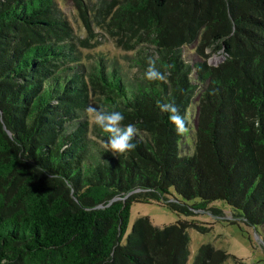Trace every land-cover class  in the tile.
Segmentation results:
<instances>
[{"label": "trees", "instance_id": "16d2710c", "mask_svg": "<svg viewBox=\"0 0 264 264\" xmlns=\"http://www.w3.org/2000/svg\"><path fill=\"white\" fill-rule=\"evenodd\" d=\"M62 3L0 0V264H187L189 229L211 225L141 216L126 235L137 201L223 200L231 222L264 225V0H74V19ZM97 28L134 51L136 77ZM149 57L166 82L146 79ZM157 101L188 125L196 104L192 154ZM89 105L122 112L137 147L105 151ZM229 256L202 243L194 264Z\"/></svg>", "mask_w": 264, "mask_h": 264}, {"label": "rangeland", "instance_id": "374dc122", "mask_svg": "<svg viewBox=\"0 0 264 264\" xmlns=\"http://www.w3.org/2000/svg\"><path fill=\"white\" fill-rule=\"evenodd\" d=\"M64 10L72 19L76 17V8L74 0H62ZM78 18V17H77ZM98 38L101 43V49L106 52L112 61L113 58L117 61L123 71L130 77H136L139 68L135 64L134 51H123L115 45L114 40L110 35L101 29H96ZM92 52H96L92 50ZM188 60L194 59V53L186 52ZM224 59V55L211 56L210 63L215 65ZM195 103L189 108V132L184 135L182 141V153L192 154L194 152L196 131L194 126V117L196 116ZM174 196L178 200H183L173 189ZM117 197L115 199H119ZM189 206H194L201 201L200 198L191 200H183ZM218 211L216 215L212 211ZM193 214L178 213L170 208L168 204L158 202H134L131 206L130 220L127 227L126 235L131 231L135 220L141 216H148L154 224L164 226L171 223H176L180 219L203 221L211 225L209 232H200L194 228L189 229L190 234V255L187 264H194V256L202 243H212L216 248H224L229 253V258L223 264H264V225L257 227L247 225L241 219L238 222H231L233 218V209L223 200H215L205 207H200ZM126 235L123 242L126 240Z\"/></svg>", "mask_w": 264, "mask_h": 264}, {"label": "clouds", "instance_id": "9594fccd", "mask_svg": "<svg viewBox=\"0 0 264 264\" xmlns=\"http://www.w3.org/2000/svg\"><path fill=\"white\" fill-rule=\"evenodd\" d=\"M148 63L149 67L145 73L146 79L149 81L166 82L167 76L170 73L160 71L156 66V60L152 57H149ZM170 67L165 66L166 69ZM157 106L162 112L169 114V119L174 124L177 135L184 136L189 132L188 122L181 115L179 108L174 102L157 101ZM85 112L96 126L108 134L107 139L102 145L105 151L110 150L114 155L120 157L121 155L126 156L137 147V143L133 141L138 138V129L134 124H123L125 116L122 112L106 111L93 105H89L85 109ZM3 264H7V260L3 261Z\"/></svg>", "mask_w": 264, "mask_h": 264}, {"label": "water", "instance_id": "95a60500", "mask_svg": "<svg viewBox=\"0 0 264 264\" xmlns=\"http://www.w3.org/2000/svg\"><path fill=\"white\" fill-rule=\"evenodd\" d=\"M115 199L112 200V202L114 201ZM111 203V202H110Z\"/></svg>", "mask_w": 264, "mask_h": 264}]
</instances>
